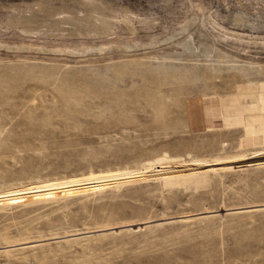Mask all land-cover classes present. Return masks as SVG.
<instances>
[{
    "label": "rangeland",
    "instance_id": "obj_1",
    "mask_svg": "<svg viewBox=\"0 0 264 264\" xmlns=\"http://www.w3.org/2000/svg\"><path fill=\"white\" fill-rule=\"evenodd\" d=\"M261 81L264 0H0V191L262 149ZM236 163L0 201V264H264Z\"/></svg>",
    "mask_w": 264,
    "mask_h": 264
},
{
    "label": "bare ground",
    "instance_id": "obj_2",
    "mask_svg": "<svg viewBox=\"0 0 264 264\" xmlns=\"http://www.w3.org/2000/svg\"><path fill=\"white\" fill-rule=\"evenodd\" d=\"M260 109L264 113V81L258 82ZM246 152V151H245ZM235 154V153H234ZM215 157V156H214ZM210 158V157H209ZM213 158V157H212ZM237 162V163H236ZM238 164L240 166L262 165L264 164V147L247 153H238L231 156H220L213 159H192L183 162H171L154 164L139 167L132 170L115 171L101 174H89L84 178H73L60 180L41 185L15 188L0 191V201L50 196L49 194H57L67 191L93 189L108 185H116L121 183H129L137 180H144L148 177H160L164 184L183 183L187 181L198 180L203 177L201 172L216 170L225 165ZM66 179V178H65ZM150 179V178H149ZM33 184V183H32ZM12 188V187H10ZM264 207V206H263ZM144 224L140 228H144ZM137 230V225L119 228L98 229L95 231H82L80 233L64 235L63 237L53 238L54 240L66 238H90L108 233H116L122 230ZM52 240V239H49ZM48 240V241H49Z\"/></svg>",
    "mask_w": 264,
    "mask_h": 264
}]
</instances>
